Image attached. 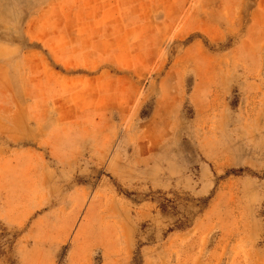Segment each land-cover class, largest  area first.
I'll list each match as a JSON object with an SVG mask.
<instances>
[{"label": "rangeland", "instance_id": "1", "mask_svg": "<svg viewBox=\"0 0 264 264\" xmlns=\"http://www.w3.org/2000/svg\"><path fill=\"white\" fill-rule=\"evenodd\" d=\"M0 264H264V0H0Z\"/></svg>", "mask_w": 264, "mask_h": 264}]
</instances>
